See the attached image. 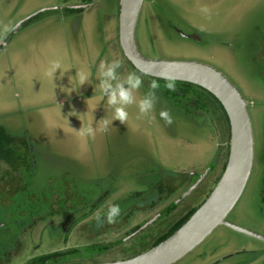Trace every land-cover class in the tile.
<instances>
[{
  "label": "rangeland",
  "instance_id": "obj_1",
  "mask_svg": "<svg viewBox=\"0 0 264 264\" xmlns=\"http://www.w3.org/2000/svg\"><path fill=\"white\" fill-rule=\"evenodd\" d=\"M92 1L88 9L68 11L80 1L0 0V127L12 138L9 147L18 159L9 181L0 171V264H23L90 238L113 240L114 229L131 211L147 208L143 217L149 215L151 205L171 193L181 174L208 173L220 153L225 116L213 97L204 93L212 108L198 112L181 92L167 91L165 81L137 72L144 81L137 98L150 91L152 80L161 85L155 109L137 119L132 105L124 125L111 123L113 113L97 87L98 66L118 58L122 76L135 71L115 36L116 0ZM5 25L13 30L4 34ZM263 30L264 0H143L135 38L147 58L211 66L244 98L253 131V165L226 220L264 236V88L254 59ZM54 62L60 68L49 76ZM80 71L89 75L84 85L76 77ZM162 109L170 111L171 126L160 119ZM101 119L110 122L106 132L87 138L74 132L97 128ZM203 181L202 188L210 179ZM202 188L192 194L199 203L207 192ZM184 201L177 212L188 207ZM112 204L120 206L121 217L111 225L99 222L97 217L103 221ZM239 245L264 248L259 239L218 226L174 264H193L189 260L201 250Z\"/></svg>",
  "mask_w": 264,
  "mask_h": 264
},
{
  "label": "water",
  "instance_id": "obj_2",
  "mask_svg": "<svg viewBox=\"0 0 264 264\" xmlns=\"http://www.w3.org/2000/svg\"><path fill=\"white\" fill-rule=\"evenodd\" d=\"M143 0H119L118 33L123 54L141 73L202 87L223 107L229 124V150L225 167L205 200L164 240L129 258L93 264H174L198 246L215 228L227 226L264 240V236L226 220L243 193L253 165V131L247 104L238 89L219 71L193 61L155 60L142 55L136 27ZM164 80V79H163Z\"/></svg>",
  "mask_w": 264,
  "mask_h": 264
},
{
  "label": "flooded vegetation",
  "instance_id": "obj_3",
  "mask_svg": "<svg viewBox=\"0 0 264 264\" xmlns=\"http://www.w3.org/2000/svg\"><path fill=\"white\" fill-rule=\"evenodd\" d=\"M79 1L80 2H78L76 5H72V7L66 8V10L81 11L83 9H88L92 6V2H93L92 0H79ZM116 2H117V10H116L117 25L115 28V36L119 44V50H121V54L126 59L130 67L135 72L139 74H143L134 68V66L125 57L121 49L119 43V33H118L119 0H116ZM194 37L195 36H191V37L189 36L188 38H194ZM258 45L259 48L255 53L256 57H254V59L259 60V68H260L259 72H260L261 82L264 88V30L261 32ZM119 50L115 52L120 55ZM154 79L163 80L158 78H154ZM178 91L183 94L182 100L189 107H192L194 110L198 112L203 109H208L209 111L211 110L210 108L212 107L210 106L209 99L204 96L205 92H203L199 88L194 87V88H190L187 91H185L183 88V90L180 91L176 86V92ZM224 124H225V129L223 131V136L219 144L220 153L213 160L214 163L212 164V167L208 169L209 170L208 173H204L203 175H196V173L181 174V179L179 180V182L177 181L178 183L175 182L171 186L170 189L171 193L167 195L163 201L155 202L151 205L152 211L149 215L147 213L146 214L147 216L145 215V217H143L144 215L143 213L148 212L147 208H139L135 211H131V213L125 217L126 219H123L124 223L114 229L116 237L113 240L105 241L104 239L101 240L99 238H90V240L83 242L82 245L80 244L77 245L76 243L74 245L75 247L66 248L68 246H65L62 250L49 251L48 253L42 255L33 256L23 264H66L72 261L75 262L76 264H93V263L105 262L101 260H105L107 258H113L116 256L125 259L137 255L151 248L152 246L156 245L160 241H162L163 238L168 236L170 230L173 229V227L185 215H187L191 210L198 208V206L202 203V202L199 203L198 200H196V198L193 199L192 196V194L196 192L197 189L202 188L200 182L201 181L204 182L203 180L206 179L207 177L210 179V181H208L209 183L207 182L208 186L205 187L206 185H204L203 187L205 188V190H207V192L203 194L206 198L207 195L212 190L213 186L216 184L217 180L219 179L223 171L224 163L226 164L228 157V150H229V138H228L229 125L227 124L226 117L224 120ZM11 142H12V138L5 133L3 128L0 127V171L1 170L4 171L3 174L4 177H2V179L3 180L5 179L6 181H9L10 178L13 177V174L11 173V169L18 160L14 157V154L16 155L15 153L16 150L9 147ZM219 162L222 163L221 169L219 168L220 172L216 175V167ZM4 164L8 165L7 169L3 167ZM175 194L177 195L174 198H172V196ZM186 199H187L188 207L186 209H181V210L178 209L180 211L177 212L176 209L180 207L182 203H186V201H184ZM260 201L262 204L264 203V172L262 177V189L260 193ZM99 207H100L99 205L97 207H93V209H95L93 213H95ZM134 216L137 218L139 216L142 217L140 218V220L132 222L130 219L133 218ZM68 238H69V234H67L63 239V243H65V245L69 240ZM261 241L264 242V240ZM34 247H37V245H35ZM128 254L130 256H127ZM226 262L227 264H264V248L247 249L246 246L239 245L237 249L219 251L217 247L212 250L198 251L189 260V263H193V264H226Z\"/></svg>",
  "mask_w": 264,
  "mask_h": 264
},
{
  "label": "clouds",
  "instance_id": "obj_4",
  "mask_svg": "<svg viewBox=\"0 0 264 264\" xmlns=\"http://www.w3.org/2000/svg\"><path fill=\"white\" fill-rule=\"evenodd\" d=\"M202 10L207 11L206 8ZM18 26L19 25H16V27ZM11 30L13 29L5 25L2 31L4 34H7ZM122 67L123 62L118 58L111 61H102L98 66L99 82L97 87L100 90V93L106 97L107 106L113 113L111 123L113 121H119L124 125L129 119V112L127 109L132 105H136L138 109L137 119L146 117L153 112L158 101L156 93L161 88V85L157 80H152L149 83L150 91L137 98L135 93L139 92L144 84L142 75H139L136 72H128L126 76H122L119 72ZM59 68L60 64L54 62L48 70L47 75L53 76ZM76 77L78 78L80 85L88 83L89 75L84 71L76 72ZM161 78L165 80L163 87L167 91H176V79L174 77L162 73ZM159 117L168 126H171L173 123L172 115L167 109H162L159 112ZM109 124L110 122L107 119H101L98 122L97 128H93L91 125L80 127L79 131H74L72 128H69L79 137L87 138L94 137L97 132H106ZM3 167L7 169L8 165L4 164ZM121 215L122 211L120 206L118 204H112L108 206L103 221H100L99 217H97V220L111 225L115 224Z\"/></svg>",
  "mask_w": 264,
  "mask_h": 264
},
{
  "label": "trees",
  "instance_id": "obj_5",
  "mask_svg": "<svg viewBox=\"0 0 264 264\" xmlns=\"http://www.w3.org/2000/svg\"><path fill=\"white\" fill-rule=\"evenodd\" d=\"M176 86H177V88L181 91V90H183V88H184V90L185 91H187V90H189L190 88H194V87H197V88H199L200 90H202L203 92H205V93H207V94H209L210 96H212L213 97V95H211L210 93H208L205 89H203V88H201V87H199V86H196V85H193V84H191V83H186V82H180V81H176ZM178 86H180V87H178ZM214 98V97H213ZM215 99V98H214ZM216 100V99H215ZM217 102H218V104L220 105V107H221V109H222V111L224 112V115H225V117H226V120H227V124H228V119H227V116H226V114H225V111H224V109H223V107L221 106V104L219 103V101L218 100H216ZM229 125V124H228ZM228 130H229V128H228ZM228 138H229V133H228ZM224 166H225V163H224ZM224 166H223V169H224ZM197 208H195V209H193V210H191L187 215H185L174 227H173V229H171L170 230V233L168 234V236L171 234V233H173L179 226H181L190 216H191V214L196 210ZM168 236H166V237H168ZM165 237V238H166ZM165 238H163V240L165 239Z\"/></svg>",
  "mask_w": 264,
  "mask_h": 264
}]
</instances>
